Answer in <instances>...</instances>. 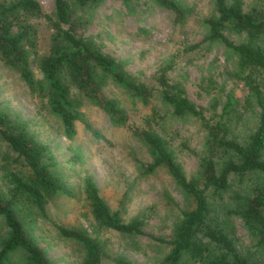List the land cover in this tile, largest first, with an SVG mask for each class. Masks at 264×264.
Segmentation results:
<instances>
[{"label":"trees","instance_id":"trees-1","mask_svg":"<svg viewBox=\"0 0 264 264\" xmlns=\"http://www.w3.org/2000/svg\"><path fill=\"white\" fill-rule=\"evenodd\" d=\"M103 1L52 0V11L47 14L35 0H0V62L16 72L31 91L46 97L67 137L74 134L73 121L84 105L98 108L113 125H128L123 107L102 92L108 80L132 100L148 106L144 116L147 125L161 119L153 103L155 98L168 106L171 115L196 119L203 131V144L200 153L190 151L196 158L190 177L160 137L148 129L131 128L151 156L150 162L139 163L141 168L147 172L163 168L189 202L178 210L168 239L150 236L168 246L159 264H264L238 251L231 224V218H237L250 238L251 248H264V13L253 7L244 10L240 0H213L214 14L204 22L203 40L219 42L231 50L235 56L232 75L241 82L245 96L241 111L227 98L218 113L206 116L179 85L168 82L169 65L158 69L155 85L135 81L122 70L120 59L101 52L91 37L74 30L73 24L79 21L76 10L93 9ZM130 1L120 0L126 5ZM149 1L168 11L173 24L183 23L189 13L180 0ZM34 19L43 20L50 30L46 52L41 56ZM226 34L238 36L240 41L232 43ZM198 45L190 44L186 50ZM31 64L36 65L40 78L35 77ZM215 104L212 102V108ZM0 140L25 168L23 172H8L9 186L5 192L0 190V264H12L15 252L22 254L24 264H50L16 210L19 204H30L44 215L45 205L54 197H71L74 193L49 169L53 163L45 161L47 146L33 136L24 121L2 110ZM251 175L260 183L245 184L244 178ZM235 183L238 189L231 190ZM82 192L99 227L120 234H144L138 219L123 221L119 210H109L91 179L83 180ZM55 228L59 236L81 246L79 264H99L98 240L79 227Z\"/></svg>","mask_w":264,"mask_h":264},{"label":"rangeland","instance_id":"rangeland-1","mask_svg":"<svg viewBox=\"0 0 264 264\" xmlns=\"http://www.w3.org/2000/svg\"><path fill=\"white\" fill-rule=\"evenodd\" d=\"M44 13H51L52 0H35ZM189 13L181 24H173L170 13L149 0H105L93 9L76 10L79 17L74 30L91 37L98 49L121 60L122 70L135 81L155 85L158 69L169 65L168 82L179 85L188 100L206 116L218 113L227 98L241 111L245 89L233 75L235 56L216 41L203 40L205 20L214 14L213 0H180ZM229 1V0H226ZM242 8L264 13V0H240ZM37 33L38 54L46 52L49 27L33 20ZM232 43L240 37L227 35ZM199 45L186 50L190 44ZM36 78L41 74L30 65ZM106 97L113 98L128 116L127 126H116L92 105H84L73 121L74 134H64L60 118L50 109L46 97L31 91L16 72L0 62V110L25 122L27 129L47 146L46 162L51 172L74 193L57 195L45 205L44 215L30 204H19L16 213L24 228L42 249L50 264H79L83 250L74 240L63 238L55 226L79 227L98 240L99 264H159L168 251L164 243L150 236L168 239L178 210L188 206L179 189L163 168L147 172L140 162H150L144 144L131 128L148 129L160 137L186 177L193 175L200 153L203 131L189 116H173L167 105L153 100L160 120L147 125L148 106L132 100L109 80L102 86ZM212 102H216L212 108ZM248 120L249 114L245 115ZM15 154L0 140V190L6 191L8 172H23ZM89 178L110 211L119 210L123 221L136 218L143 235L120 234L99 227L92 219L82 192L83 180ZM260 183L254 175L244 183ZM238 185L232 184L231 190ZM121 206L119 207V201ZM233 240L239 252L255 262L264 263V248L253 250L250 238L240 221L232 217ZM3 232L0 219V233ZM12 264H24L20 252L11 255Z\"/></svg>","mask_w":264,"mask_h":264}]
</instances>
